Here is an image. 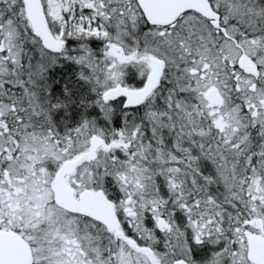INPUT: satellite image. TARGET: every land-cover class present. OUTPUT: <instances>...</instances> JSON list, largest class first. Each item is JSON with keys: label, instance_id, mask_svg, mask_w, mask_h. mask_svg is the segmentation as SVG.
<instances>
[{"label": "snow or ice", "instance_id": "obj_1", "mask_svg": "<svg viewBox=\"0 0 264 264\" xmlns=\"http://www.w3.org/2000/svg\"><path fill=\"white\" fill-rule=\"evenodd\" d=\"M0 237V264H264V0H0Z\"/></svg>", "mask_w": 264, "mask_h": 264}, {"label": "rangeland", "instance_id": "obj_2", "mask_svg": "<svg viewBox=\"0 0 264 264\" xmlns=\"http://www.w3.org/2000/svg\"><path fill=\"white\" fill-rule=\"evenodd\" d=\"M91 40L94 41V44L98 42V40L94 38ZM67 42L70 49L74 47V41L71 38ZM97 44L100 43L98 42ZM76 70H78L76 63L67 59L66 56H57L54 62L45 69V79L49 83V94L53 98L63 94V85L65 81L71 79L70 74H74ZM74 107L75 106H70V110H72ZM60 118L61 117L57 116V114H54L53 116V119L55 120H59Z\"/></svg>", "mask_w": 264, "mask_h": 264}, {"label": "water", "instance_id": "obj_3", "mask_svg": "<svg viewBox=\"0 0 264 264\" xmlns=\"http://www.w3.org/2000/svg\"><path fill=\"white\" fill-rule=\"evenodd\" d=\"M159 11L164 12L168 10V6L172 3V0H149ZM10 243V238L0 237V244L7 245ZM7 251V248H5Z\"/></svg>", "mask_w": 264, "mask_h": 264}, {"label": "trees", "instance_id": "obj_4", "mask_svg": "<svg viewBox=\"0 0 264 264\" xmlns=\"http://www.w3.org/2000/svg\"><path fill=\"white\" fill-rule=\"evenodd\" d=\"M99 43H100V41H98ZM97 42V43H98ZM97 43H95L94 44V41H92V40H90V42H89V44H90V47H92V48H96V47H98L100 44H97ZM67 45H68V42H67ZM52 86H53V83H52ZM68 114H71V110H69V113ZM57 116H60L59 114H57ZM61 117V116H60Z\"/></svg>", "mask_w": 264, "mask_h": 264}]
</instances>
